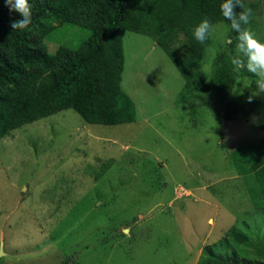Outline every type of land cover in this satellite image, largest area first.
<instances>
[{"label": "rangeland", "instance_id": "obj_1", "mask_svg": "<svg viewBox=\"0 0 264 264\" xmlns=\"http://www.w3.org/2000/svg\"><path fill=\"white\" fill-rule=\"evenodd\" d=\"M248 27L264 36V0H244ZM229 29L210 37L200 61L211 69L216 48L235 53ZM46 39L77 42L84 33ZM186 45L176 35L180 54ZM121 90L135 120L84 122L71 109L0 139V261L3 264H197L231 226L247 239L238 256L264 261V210L253 207L249 178L236 174L235 147L257 143L264 107L236 122H219L212 105L177 101L183 79L152 38L122 36ZM242 80V81H241ZM238 79L228 98L256 85ZM252 99L264 102V95Z\"/></svg>", "mask_w": 264, "mask_h": 264}, {"label": "trees", "instance_id": "obj_2", "mask_svg": "<svg viewBox=\"0 0 264 264\" xmlns=\"http://www.w3.org/2000/svg\"><path fill=\"white\" fill-rule=\"evenodd\" d=\"M33 22L12 30L9 13L0 0V139L9 132L71 109L88 124L119 125L135 120V108L121 90L122 36L125 31L145 35L165 53L184 83L177 101L212 105L219 122H236L257 115L264 102L247 100L249 91L229 97L238 79L254 80L244 71H232V51L219 50L211 69L203 73L200 61L210 45L197 42L192 30L202 19L223 21L236 42L230 22L220 13L222 0H31ZM244 6L245 1L243 0ZM246 7V6H245ZM246 8H249L248 6ZM240 11L239 7L236 9ZM66 30L84 33L77 42L59 44L51 53L45 44L52 34ZM186 39L180 54L173 40ZM242 81V80H241ZM264 132V121L256 126ZM237 175L251 180L247 192L254 208L264 210V134L257 143L242 144L229 153ZM246 235L231 226L219 245L204 246L197 264H264L238 256ZM0 264H3L0 261Z\"/></svg>", "mask_w": 264, "mask_h": 264}, {"label": "clouds", "instance_id": "obj_3", "mask_svg": "<svg viewBox=\"0 0 264 264\" xmlns=\"http://www.w3.org/2000/svg\"><path fill=\"white\" fill-rule=\"evenodd\" d=\"M3 5L9 13H18L19 19L10 21L12 30H24L33 22V4L31 0H3ZM224 20L230 22V30L235 34V53L230 55L232 71L239 74L241 71L252 74L256 88L252 95L247 97L251 102L253 96L264 95V36L248 27L252 9L244 6L243 0H222L219 5ZM239 7L240 11H237ZM223 21L212 23L205 17L193 28L194 39L204 44L214 34L222 31ZM226 43H231L229 37Z\"/></svg>", "mask_w": 264, "mask_h": 264}, {"label": "water", "instance_id": "obj_4", "mask_svg": "<svg viewBox=\"0 0 264 264\" xmlns=\"http://www.w3.org/2000/svg\"><path fill=\"white\" fill-rule=\"evenodd\" d=\"M1 254V253H0Z\"/></svg>", "mask_w": 264, "mask_h": 264}]
</instances>
